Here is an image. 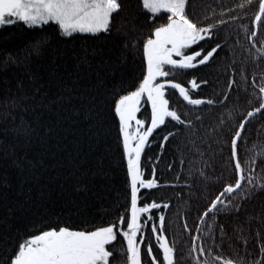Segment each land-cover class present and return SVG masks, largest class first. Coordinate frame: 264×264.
<instances>
[{"label":"snow or ice","instance_id":"6c2138e0","mask_svg":"<svg viewBox=\"0 0 264 264\" xmlns=\"http://www.w3.org/2000/svg\"><path fill=\"white\" fill-rule=\"evenodd\" d=\"M236 23L235 36L221 34ZM16 25L23 33L0 43V264H184L166 228V188H179L180 199L187 189L184 203L195 207L191 225L181 220L188 264H264V230L251 227V219L264 225V208L241 218L264 194V149L248 156L245 147L247 125L264 118V0L200 12L194 0H0V33ZM239 33L255 53L250 74L228 63ZM221 69L225 88L207 93ZM229 103L239 115L230 124L217 116L211 142L185 136L204 126L210 108ZM53 114L86 122L83 164L48 159L56 155ZM154 134L161 152L175 142L204 166L182 175V158L174 179L162 180L148 154ZM113 142L123 203L93 193L116 171ZM225 148L227 176H210ZM166 169L175 171L173 163Z\"/></svg>","mask_w":264,"mask_h":264},{"label":"trees","instance_id":"16d2710c","mask_svg":"<svg viewBox=\"0 0 264 264\" xmlns=\"http://www.w3.org/2000/svg\"><path fill=\"white\" fill-rule=\"evenodd\" d=\"M236 0H194L196 5V11H203L205 6H211L219 11L221 4L225 6H231L234 4ZM246 22V21H244ZM238 31V23L233 24L230 28H226L222 31V35L225 32L231 33L233 36L237 34ZM23 33V28L21 25L12 26L8 29L7 32L0 33V43H3L5 39L15 37L21 35ZM240 40L239 44L235 45V55L233 56L231 51L229 52V61L234 59L237 62V67L243 65L247 68L249 74L256 68V63L254 62V50L253 53H248L245 51L247 47V42L243 37L242 33H239ZM243 46V47H242ZM232 46H230L231 48ZM223 55V54H222ZM261 67H264V64H261ZM207 71V70H205ZM230 71V69H229ZM217 73H213V77H215ZM219 79L212 85L211 88L206 89L207 93H211L213 90L215 92H220L221 89L225 88L226 81L228 80V74L221 69L218 73ZM239 75H237V79H239ZM235 95V93H233ZM246 103V99H241V108H243ZM231 103L226 106H217L214 108H210L208 111V119H206L203 127H199L195 131V135L192 136L185 133V136L188 137L189 140L196 139L199 143V138L203 137L205 140L210 141V137H214V134L210 131L211 128L219 129V124L216 121V117L219 116L220 119L224 120L226 123L230 124L232 122L234 116L239 115V111L233 113L230 111ZM2 119V118H0ZM53 120L55 122V128L57 134L53 137L51 141L52 151L56 153L55 156H49L48 159L52 161V163H56L59 160L60 164L63 165L64 168H71L72 162L74 159H78L82 164L84 163V153L89 152V147L91 141L89 139V129L86 125V122L80 120L78 118H61L60 116H56L53 114ZM247 128L250 133V138L245 147L252 149V152L246 153V155L251 156L254 155L257 151L264 149V118L257 117L254 119ZM157 135L158 134H154ZM115 136V128L113 127L112 132L110 133V138L114 141ZM182 141L184 137L180 138ZM160 143L159 137L157 138V143L151 145V151L148 152L149 155L153 156V160L150 163H155L157 165L158 175L164 173L162 176V180H172L176 172H180V159L185 160V165L183 167L182 175H186L187 171L191 169L193 172L196 171L197 168L203 167V162L201 157L198 155H193L189 158L187 153H182L177 150L175 142L171 144H165L164 149L161 152L158 148V144ZM58 145V146H57ZM255 145V147H254ZM215 147V145H213ZM147 151V150H146ZM79 152V155H78ZM90 155V153H89ZM159 156V160L157 161L156 157ZM119 159V154L116 151L115 143L112 145V152L109 156V164L116 171L111 173V180L107 182L105 186L103 182H97L95 187L93 188V193L95 196L104 197L105 199L110 200L111 196H120V203H123V171L119 170L117 167V162ZM226 159H227V149L224 150V156L221 158L219 154L216 155V158L213 163L212 168H208L207 172L210 176H219L222 172L225 176H227V172L225 171L226 167ZM204 161H207V157H204ZM168 163H173L174 172H169L166 169V165ZM214 169V170H213ZM259 172V168L257 169ZM210 185L213 182L209 181ZM214 187H218V185H214ZM187 189H185L184 199L179 198L180 189L176 188L175 190L171 188H166L161 190V195L166 198H170L172 200V206L165 210L166 213V228L168 229V234L171 237L173 232L176 234L177 239V247L182 248L185 255L182 257L184 260V264H188V258L186 253L188 251V239L189 237L186 234L182 233L181 229V220L187 215L189 219V224H192V220L196 215L195 207H192V210L189 212L188 207H186L184 200L187 199ZM90 199H94V197H90ZM191 204V201H189ZM245 212L242 213L241 218L245 215L251 214V216H255L262 208H264V194L258 196L254 200H251L245 204ZM113 213L115 214V210L113 209ZM221 222H234V218L223 216L221 217ZM251 227L253 231L257 227H261L264 230V225L259 224V222L255 219H251ZM256 241L250 240V245L254 247ZM258 255V249H254L253 256Z\"/></svg>","mask_w":264,"mask_h":264}]
</instances>
